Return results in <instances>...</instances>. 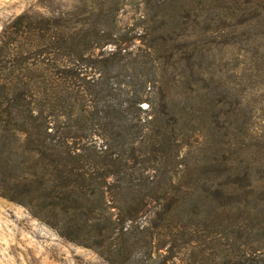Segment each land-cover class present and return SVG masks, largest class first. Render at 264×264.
<instances>
[{
    "label": "trees",
    "instance_id": "obj_1",
    "mask_svg": "<svg viewBox=\"0 0 264 264\" xmlns=\"http://www.w3.org/2000/svg\"><path fill=\"white\" fill-rule=\"evenodd\" d=\"M124 1L82 0L60 17L25 11L2 27L6 196L108 264H264L251 166L228 183L224 142L203 162L180 157L199 95L177 100L179 67L195 55L183 19L207 1L136 0L138 30L119 22Z\"/></svg>",
    "mask_w": 264,
    "mask_h": 264
},
{
    "label": "rangeland",
    "instance_id": "obj_2",
    "mask_svg": "<svg viewBox=\"0 0 264 264\" xmlns=\"http://www.w3.org/2000/svg\"><path fill=\"white\" fill-rule=\"evenodd\" d=\"M206 1L202 9L196 6L195 15L183 19L191 35L182 43L187 53L194 49L195 55L191 64L186 59L181 62L177 100L184 105L186 93L199 95L194 100L197 113L183 126L180 157L192 164L203 162L206 149L213 153L224 142L229 167L224 178L239 184L250 165L249 178L258 186L262 199L264 0ZM82 5V0H0V31L25 11L60 17ZM141 8L136 0H125L118 16L120 24L140 29ZM212 105L217 110L225 108L226 117L215 119L210 112ZM6 191L0 181V264H108L92 248L64 239L19 200L6 196Z\"/></svg>",
    "mask_w": 264,
    "mask_h": 264
}]
</instances>
